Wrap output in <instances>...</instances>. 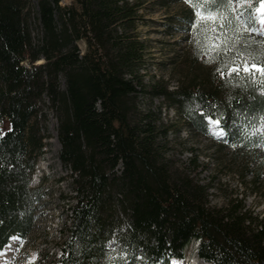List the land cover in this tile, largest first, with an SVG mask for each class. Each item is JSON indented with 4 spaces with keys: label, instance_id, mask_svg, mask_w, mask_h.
Segmentation results:
<instances>
[{
    "label": "trees",
    "instance_id": "1",
    "mask_svg": "<svg viewBox=\"0 0 264 264\" xmlns=\"http://www.w3.org/2000/svg\"><path fill=\"white\" fill-rule=\"evenodd\" d=\"M62 1L0 0V250L11 236L33 232L47 196L31 183L49 137L48 104L75 201L57 264H166L185 259L193 245L191 253L210 264H264V216L237 197L212 206L194 149L186 163L172 159L170 125L138 106L141 96L162 97L204 133L207 119H217L225 136L219 142L233 157L244 149L256 154L259 141L249 132L264 116V75L229 69L264 65V46L250 55L239 49L243 35L227 29L239 22L230 4L212 24L216 32L195 34L221 43L214 69L195 57L175 88L148 89V44L136 29L145 22L141 0ZM258 6L245 0L242 9L254 14ZM185 14L181 28L191 37L192 16ZM236 52L245 54L240 63ZM248 170L244 165L240 174H251L255 186L261 172Z\"/></svg>",
    "mask_w": 264,
    "mask_h": 264
},
{
    "label": "rangeland",
    "instance_id": "2",
    "mask_svg": "<svg viewBox=\"0 0 264 264\" xmlns=\"http://www.w3.org/2000/svg\"><path fill=\"white\" fill-rule=\"evenodd\" d=\"M72 1L63 0L61 5H69ZM160 1L163 0H141L145 22L143 24L138 22L136 26L141 39H145L148 44L147 64L143 71L144 84L148 89L153 86V83L166 86L168 89L175 88L178 80L184 81L186 76H189L191 63L195 57L199 59L198 63L205 64V67L212 71L216 65L214 58L221 44L217 46L211 44L209 40L199 41L200 38H195V34L205 35L207 31L210 34L216 27L212 25L214 22L205 21H198L194 27L195 17L194 14L190 15L193 11L186 0H169V4L165 7ZM244 3L232 0V12L239 22H237L238 26L233 23L227 29L243 35L241 41L244 43H240L243 46L239 48L243 53L246 55L254 51L262 53L264 24L260 21L264 20V14L259 12L255 14V24L244 23V17L248 16V10L242 9ZM185 13L189 17L192 16L191 30H189L191 37L181 28L183 18L186 17ZM211 25V30H205L204 26ZM187 36L190 37L189 42L185 40ZM238 40L236 38L233 44H239ZM80 46L83 48V45ZM243 53L242 56H245ZM234 55L239 62L238 57H242L241 52H236ZM39 62L42 63L43 59ZM210 62L214 64L211 65ZM151 98V101L148 100ZM138 101L140 109L151 108L158 111L160 120L170 125L168 139L171 143L169 155L172 159H176L179 164L186 163L190 158L189 149H194L198 157L199 177L203 182L211 184L209 201L212 206L223 207L228 199L237 197L242 199L251 211L261 217L264 216V116L251 121L252 128L249 134L251 137L255 135L259 141L256 154H251V151L244 149L236 155L237 157H233L232 150L225 148L216 140L219 136L213 134L220 131L219 126L213 132L211 130H208V133L194 131L179 117L174 108L166 106V100L162 97L150 94L147 97H139ZM44 112L47 117L45 125L49 137L45 140L44 153L38 160L32 185L41 186L47 196L38 206L37 222L33 232L25 240L15 237L10 240L14 249L10 256L12 264H57L58 257L62 253L59 244L66 239L64 231L70 226L68 204L69 201L75 202L72 200L74 192L71 190L70 170L64 168L60 160L61 146L57 137V120L48 104L44 106ZM244 122L250 121L248 119ZM244 165L248 166V171L261 172V180L255 186L251 182V174L241 176ZM253 186L256 194L252 191ZM108 246L114 250L113 239ZM194 246L184 251L185 256L189 258L188 261L192 264H210L198 260L191 253ZM177 261L180 260L173 259L171 264H181Z\"/></svg>",
    "mask_w": 264,
    "mask_h": 264
},
{
    "label": "snow or ice",
    "instance_id": "3",
    "mask_svg": "<svg viewBox=\"0 0 264 264\" xmlns=\"http://www.w3.org/2000/svg\"><path fill=\"white\" fill-rule=\"evenodd\" d=\"M186 2H188L193 8V14L195 17L193 26L195 27L198 21L214 22L218 18V13L220 10L227 8L232 3V0H186ZM239 2L243 4L245 0H239ZM259 5V7L254 9V12L264 14V0H259ZM243 22L246 24L255 23L253 13H248V16L244 17ZM260 22L264 24V20H261ZM213 31H215V29H213ZM213 47H215V45H213ZM262 55H264V53H262ZM253 70L261 73V75H264V65L258 64L256 60H253L251 64L245 61L243 68H241L239 65H236L229 69L230 72L238 73L242 71L246 74H251ZM261 83L264 84V81H261ZM212 123L218 126L220 122L219 120H215L212 121ZM213 134L222 136L224 134V130L220 129L219 132H215Z\"/></svg>",
    "mask_w": 264,
    "mask_h": 264
},
{
    "label": "bare ground",
    "instance_id": "4",
    "mask_svg": "<svg viewBox=\"0 0 264 264\" xmlns=\"http://www.w3.org/2000/svg\"><path fill=\"white\" fill-rule=\"evenodd\" d=\"M41 64V63H40ZM5 126V125H4ZM9 242L5 248L3 249V251L0 253V258L4 257V256H8L10 255V253H12L14 251V249L12 248V244ZM196 252V251H194Z\"/></svg>",
    "mask_w": 264,
    "mask_h": 264
}]
</instances>
